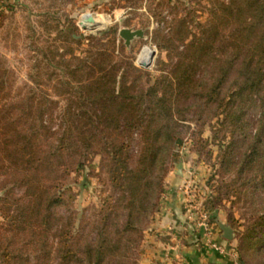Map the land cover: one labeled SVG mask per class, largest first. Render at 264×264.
Listing matches in <instances>:
<instances>
[{"label": "trees", "instance_id": "trees-1", "mask_svg": "<svg viewBox=\"0 0 264 264\" xmlns=\"http://www.w3.org/2000/svg\"><path fill=\"white\" fill-rule=\"evenodd\" d=\"M210 12L195 29L180 17L169 38L156 31L154 42L168 52L171 69L153 83L141 85L144 73L115 60V40L83 56L74 49L69 59L60 55L54 66L62 74L52 73L59 99L32 90L10 101L0 81V264H135L194 102L214 104L235 127L259 102L258 131L239 166L240 174L257 168L264 186V0L219 1ZM229 26L231 45L222 49L218 39ZM74 31L69 40L81 44ZM211 60L213 74L199 75ZM232 150L233 144L228 157ZM97 155L117 195L79 222L75 211H61L65 181ZM255 225L264 226V210ZM247 240L264 244V234L253 228ZM257 251L264 260V248Z\"/></svg>", "mask_w": 264, "mask_h": 264}, {"label": "rangeland", "instance_id": "rangeland-1", "mask_svg": "<svg viewBox=\"0 0 264 264\" xmlns=\"http://www.w3.org/2000/svg\"><path fill=\"white\" fill-rule=\"evenodd\" d=\"M219 1L228 0H0V81H5L6 86L2 95L6 94L10 101H17L32 90H43L50 97L59 99L54 95L59 77L52 73L62 74V70L54 66L60 61V55L66 53V59H69L71 49H74L75 54L83 56L89 50L107 47L111 40L116 43L115 60L134 65L144 73L141 85H146L147 81L153 83L169 74L171 69L168 52L159 49L154 42L156 31L163 30L169 38L172 21L174 23L180 17L192 21L195 29L197 23L207 21L211 9ZM160 3L162 7H158ZM90 14L94 16V23L85 22ZM110 28L114 33L105 34ZM124 28L141 29L143 34L127 43L120 34ZM72 31L75 37L83 39L81 44L69 40ZM232 31L231 26L222 29L218 39L222 49L230 47ZM142 52L143 62L139 59ZM202 68L199 75L210 77L214 72L213 60ZM231 82L230 78L225 88ZM191 101L183 99L181 104H190ZM64 104L61 101L57 110L60 111ZM186 113L187 121L181 122L184 139L171 162L164 192L171 173L182 168L186 176L179 190H197L198 207L210 211L217 238L220 235L218 224L225 222L233 229L236 251L249 264H264L260 251H257L258 247L264 248V244L249 246L247 240L253 228L257 236L264 234V226L255 225L264 210V186L257 168L240 174L239 166L242 155L258 131L259 102L251 105L237 127L215 110L214 104L201 107L199 102H194ZM231 144L233 154L228 157ZM139 147L137 142L135 152ZM187 183L191 184L190 189H185ZM64 186L67 204L61 211H75L79 222L93 216L110 196L117 195L101 168L98 155L73 173ZM185 198L184 217L194 223L187 215L189 198L186 195ZM158 210L159 207L144 224L145 236L137 250L135 264H143L148 236L154 231ZM3 222L0 214V227ZM193 226L195 233L202 234Z\"/></svg>", "mask_w": 264, "mask_h": 264}, {"label": "crops", "instance_id": "crops-1", "mask_svg": "<svg viewBox=\"0 0 264 264\" xmlns=\"http://www.w3.org/2000/svg\"><path fill=\"white\" fill-rule=\"evenodd\" d=\"M171 174L152 228L154 231L148 236L143 264H245L234 248L236 238L225 236L222 228L227 226L225 222H219L217 238L227 248L224 253L215 250L206 235L195 233L193 222L184 217L186 198L179 190L186 172L177 168Z\"/></svg>", "mask_w": 264, "mask_h": 264}, {"label": "built area", "instance_id": "built-area-1", "mask_svg": "<svg viewBox=\"0 0 264 264\" xmlns=\"http://www.w3.org/2000/svg\"><path fill=\"white\" fill-rule=\"evenodd\" d=\"M191 184L187 183L185 185V189H190ZM184 192L188 200V207H187V215L194 221V225L196 228L201 230L203 235H206L209 238L210 245L215 249L222 253L227 251L226 246L221 244L217 239V232L215 229V223L211 220L210 211L203 208L201 209L198 207L197 204V190H181ZM196 202V203H195ZM195 215V216H194Z\"/></svg>", "mask_w": 264, "mask_h": 264}, {"label": "water", "instance_id": "water-1", "mask_svg": "<svg viewBox=\"0 0 264 264\" xmlns=\"http://www.w3.org/2000/svg\"><path fill=\"white\" fill-rule=\"evenodd\" d=\"M93 20H94V16L92 14H90L87 18H85L86 23L92 22ZM83 28L86 29L87 27L83 26ZM120 34L122 37L126 39V42L129 43L134 37L142 35L143 30L139 29L136 31H132L131 29L124 28L120 30ZM222 228L225 230L226 232L225 236L227 238H233V229L231 227L223 226Z\"/></svg>", "mask_w": 264, "mask_h": 264}, {"label": "bare ground", "instance_id": "bare-ground-1", "mask_svg": "<svg viewBox=\"0 0 264 264\" xmlns=\"http://www.w3.org/2000/svg\"><path fill=\"white\" fill-rule=\"evenodd\" d=\"M93 23L95 22V21H92ZM144 52V51H143ZM143 52L140 54V56H139V59L141 60V56L143 55ZM141 62H143L142 60H141Z\"/></svg>", "mask_w": 264, "mask_h": 264}]
</instances>
